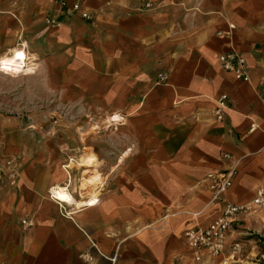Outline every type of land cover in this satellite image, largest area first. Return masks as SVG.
<instances>
[{
    "label": "crops",
    "instance_id": "obj_1",
    "mask_svg": "<svg viewBox=\"0 0 264 264\" xmlns=\"http://www.w3.org/2000/svg\"><path fill=\"white\" fill-rule=\"evenodd\" d=\"M66 2L58 83L74 90L70 103L86 95L118 113L119 128L96 149L97 167L110 170L82 183L83 170L63 169L62 145L57 155L23 146L15 185L0 189V264H199L186 233L264 183V0ZM75 2L92 15L87 24L70 10ZM231 51L246 60L247 81L218 63ZM229 168L232 185L214 201L208 175ZM60 186L69 204L50 196Z\"/></svg>",
    "mask_w": 264,
    "mask_h": 264
},
{
    "label": "rangeland",
    "instance_id": "obj_2",
    "mask_svg": "<svg viewBox=\"0 0 264 264\" xmlns=\"http://www.w3.org/2000/svg\"><path fill=\"white\" fill-rule=\"evenodd\" d=\"M8 4L7 9V3L0 2V57H6L10 50L22 51L27 63L14 68L1 65L0 60V189L15 185L16 165L24 155L22 147L29 145L55 147L56 155L58 144L62 145L63 169L71 172L77 167L83 170L78 171L82 183L93 175L91 182L99 184L100 177L110 169L97 167L100 163L96 149L101 138L109 140L121 121L118 113L95 107L86 95H82V103H70L75 98L74 90L58 83V58L66 54L58 48V29L64 17H58V6L63 11L67 2L61 5L60 0H11ZM146 4L144 8L148 9L151 5L147 8ZM190 10L195 12L196 8ZM89 15L88 20L80 14L79 17L87 24L92 20ZM88 139L94 140V147H88ZM89 157L96 161L88 163L85 159ZM263 212L239 215L242 218L231 230L230 241L238 242L241 251L230 255V248L216 258L204 252L212 264H264ZM195 262L207 263L201 256Z\"/></svg>",
    "mask_w": 264,
    "mask_h": 264
},
{
    "label": "built area",
    "instance_id": "obj_3",
    "mask_svg": "<svg viewBox=\"0 0 264 264\" xmlns=\"http://www.w3.org/2000/svg\"><path fill=\"white\" fill-rule=\"evenodd\" d=\"M61 5H65V0H60ZM150 5L146 4L148 8ZM72 11L78 12L81 18L88 20L90 15L88 11L81 9V4L75 2L72 4ZM229 29H234L233 25L229 26ZM218 63L222 69L226 72L233 73L237 80L247 81L246 60L240 54L231 51L219 55ZM227 108L226 96L223 95L217 101V108L215 111V116L218 121L223 119V110ZM253 126H251V129ZM223 159L226 161L230 160L229 155H224ZM235 174V168H229L221 171L217 174L208 175L210 181L209 190L212 193L214 201L222 200L229 188L232 185V178ZM50 196H52L50 192ZM264 210V183L258 187L255 191L254 197L242 204L235 205L231 203H226L222 209L221 214L218 218L213 220L204 228L192 229L188 231L185 235L186 245L195 255V260L200 261V252H205L209 256L216 258L225 252V245L227 240L231 236L232 223L241 214L255 213L257 211ZM23 225L30 226L26 224L25 221L22 222ZM241 251V247L238 242H235L231 246L230 255H235ZM222 264H227L223 262Z\"/></svg>",
    "mask_w": 264,
    "mask_h": 264
},
{
    "label": "bare ground",
    "instance_id": "obj_4",
    "mask_svg": "<svg viewBox=\"0 0 264 264\" xmlns=\"http://www.w3.org/2000/svg\"><path fill=\"white\" fill-rule=\"evenodd\" d=\"M0 60H2L1 65L7 66V67H25L26 61H27V56L25 52L22 51H9L6 57H0ZM29 60V58H28ZM33 61V60H32ZM30 61V62H32ZM29 65H34V64H29ZM28 68H32L29 66ZM116 118V117H115ZM52 194V198L56 199L57 201L65 202L68 203L70 201V198L68 197L67 193L65 192L64 188L60 187H55L50 190ZM95 201H90L87 203V205H93ZM69 204V203H68Z\"/></svg>",
    "mask_w": 264,
    "mask_h": 264
}]
</instances>
